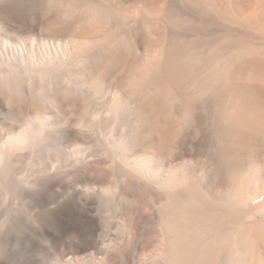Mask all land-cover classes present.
Returning a JSON list of instances; mask_svg holds the SVG:
<instances>
[{
    "label": "bare ground",
    "instance_id": "bare-ground-1",
    "mask_svg": "<svg viewBox=\"0 0 264 264\" xmlns=\"http://www.w3.org/2000/svg\"><path fill=\"white\" fill-rule=\"evenodd\" d=\"M107 2L127 14L126 26L117 31L86 23L71 35L100 68L81 64L66 33L43 30L39 18L32 23L11 14L7 0H0V29L26 45L30 63L81 77L105 105L115 93L125 97L148 137L150 172L167 182L174 169L161 187L109 161L106 181L139 204L126 207L130 243L120 261L133 264L137 250L155 246L159 264H242L247 256L264 264V0ZM98 41L104 51L93 47ZM58 106L68 107L63 101ZM72 110L77 117L80 107ZM233 115L226 159L210 158L207 146ZM103 138L108 148L110 140ZM144 157L140 146L126 154L133 163ZM152 209L157 212L147 227ZM57 216L59 240L81 224L80 215ZM86 219L78 247L87 246L94 229L95 221Z\"/></svg>",
    "mask_w": 264,
    "mask_h": 264
},
{
    "label": "clouds",
    "instance_id": "clouds-1",
    "mask_svg": "<svg viewBox=\"0 0 264 264\" xmlns=\"http://www.w3.org/2000/svg\"><path fill=\"white\" fill-rule=\"evenodd\" d=\"M7 7L11 14L21 20L35 23L39 18L45 31L66 33L70 42L82 54L81 64H91L97 68H100L99 63L86 58L84 49L71 39L73 31L86 23L112 25L118 31L128 23L127 14L113 8L107 0H7ZM103 43L98 41L93 47L104 51ZM0 100L22 117L14 121L20 126L16 135L9 134L0 125V230L8 226L13 215L23 216L33 225L18 211L16 201H20L18 192L22 188L34 187L33 181L50 176L45 166L47 160L40 161L39 157L41 153L47 154V157L54 154L55 148L50 146L49 134L54 128L51 113H59V101L65 102L68 108L80 107L75 118L79 124L76 129L80 133L94 135L101 128L103 120L110 143L102 155L123 173L149 184L159 182L161 187H167L175 175L172 169L168 181L160 182L150 172L152 150L148 147V137L141 125L129 111L128 100L115 93L112 103L105 105L98 92L77 75L66 74L59 68L36 62H18L0 54ZM234 118V115L229 116L223 122L207 146L210 158L226 159L228 134ZM137 146L144 148L145 157L134 163L129 162L126 154ZM18 160H23L19 173L15 171L18 165L14 163ZM5 193L11 196L6 205L3 203ZM94 197L101 206L111 199L107 192H98ZM50 264H60V261L56 258ZM242 264L254 262L247 256Z\"/></svg>",
    "mask_w": 264,
    "mask_h": 264
},
{
    "label": "rangeland",
    "instance_id": "rangeland-1",
    "mask_svg": "<svg viewBox=\"0 0 264 264\" xmlns=\"http://www.w3.org/2000/svg\"><path fill=\"white\" fill-rule=\"evenodd\" d=\"M25 46L24 43L12 41L9 36H4L0 29V54L14 58L18 62L30 63ZM72 109L73 107H59V113H51L54 117L52 122L54 128L49 135L50 146L55 148L54 154L47 157V154L41 153L39 157L40 161L47 160L45 166L50 176L33 181L34 187H25L18 192L20 200L16 201L18 211L37 227L29 224L23 216L13 215L8 226L0 230V256L3 257L0 264H50L56 258L60 264H122L120 261L122 257L119 256L130 243L125 217L128 209L126 207H129V203L134 204L130 206L136 209L139 204L133 200L126 201L111 188L109 181H106L109 180L107 172L112 162L102 155V152L107 150L103 142V137L107 135L104 131L106 125L102 121L101 128L94 135L77 132L79 124L76 123V113ZM68 111L73 113L71 118L66 116ZM19 119L22 117L18 112L9 109L0 100V125L9 134H18L20 126L14 121ZM14 163L18 165L15 171L19 173L23 167V160ZM98 192L110 194L111 199L104 206L99 205L94 197ZM10 198V194L5 193L3 203L6 205ZM52 212L56 214L53 216ZM62 212L66 217L71 216L75 219L80 215L81 224L83 218L95 221L94 229H91V234L89 233L90 241L87 246L77 245L82 239L83 224L63 234L62 239L60 238L62 243L56 237L61 229L57 215ZM156 212L157 209H152L145 223L147 227L153 224L154 221L150 218L153 219ZM137 251L133 264H159L162 261L155 246Z\"/></svg>",
    "mask_w": 264,
    "mask_h": 264
}]
</instances>
